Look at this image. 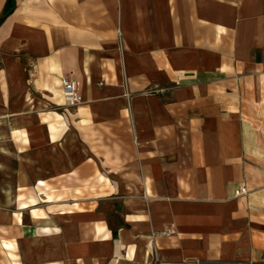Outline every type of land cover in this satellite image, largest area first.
I'll use <instances>...</instances> for the list:
<instances>
[{
    "label": "crops",
    "instance_id": "0c3cea01",
    "mask_svg": "<svg viewBox=\"0 0 264 264\" xmlns=\"http://www.w3.org/2000/svg\"><path fill=\"white\" fill-rule=\"evenodd\" d=\"M0 264H264V0H15Z\"/></svg>",
    "mask_w": 264,
    "mask_h": 264
},
{
    "label": "built area",
    "instance_id": "2783aa9c",
    "mask_svg": "<svg viewBox=\"0 0 264 264\" xmlns=\"http://www.w3.org/2000/svg\"><path fill=\"white\" fill-rule=\"evenodd\" d=\"M61 83V95L62 101L65 106H76L81 100L78 94V82L70 77L62 76L60 79ZM246 192V188L244 186H240L236 189L235 194L240 195ZM164 234L168 235L171 233L170 229L164 230Z\"/></svg>",
    "mask_w": 264,
    "mask_h": 264
},
{
    "label": "trees",
    "instance_id": "16d2710c",
    "mask_svg": "<svg viewBox=\"0 0 264 264\" xmlns=\"http://www.w3.org/2000/svg\"><path fill=\"white\" fill-rule=\"evenodd\" d=\"M15 6V0H6L2 12L0 14V23L9 15Z\"/></svg>",
    "mask_w": 264,
    "mask_h": 264
},
{
    "label": "rangeland",
    "instance_id": "374dc122",
    "mask_svg": "<svg viewBox=\"0 0 264 264\" xmlns=\"http://www.w3.org/2000/svg\"><path fill=\"white\" fill-rule=\"evenodd\" d=\"M256 117H257V116H256L255 113H254V115H253V117H252V120H256V121H257L258 119H256Z\"/></svg>",
    "mask_w": 264,
    "mask_h": 264
}]
</instances>
